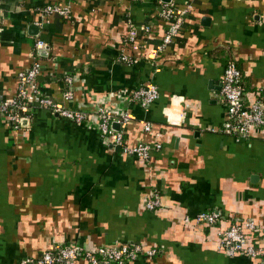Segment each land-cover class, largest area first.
Instances as JSON below:
<instances>
[{
	"label": "crops",
	"instance_id": "0c3cea01",
	"mask_svg": "<svg viewBox=\"0 0 264 264\" xmlns=\"http://www.w3.org/2000/svg\"><path fill=\"white\" fill-rule=\"evenodd\" d=\"M48 2H68L71 17L39 27L38 8ZM172 2L180 9L188 2L190 11L150 63L120 37L152 21L161 0H0V99L14 94L15 74L41 39L39 92L86 114L73 122L32 107L19 129L0 116V264L67 243L87 249L115 241L156 249L125 264H255L218 250L216 234L234 219L264 223V128L253 127L244 141L224 133L220 90L230 59L246 103L264 84V0ZM161 25L143 52L159 40ZM122 49L136 62L120 61ZM147 82L158 97L143 107L132 93ZM67 85L71 99L64 100ZM98 107L130 113L124 125L110 123L126 143L157 142L159 149L148 160L122 153L101 137ZM151 190L160 206L146 210ZM209 210L222 215L214 225L182 221Z\"/></svg>",
	"mask_w": 264,
	"mask_h": 264
},
{
	"label": "built area",
	"instance_id": "2783aa9c",
	"mask_svg": "<svg viewBox=\"0 0 264 264\" xmlns=\"http://www.w3.org/2000/svg\"><path fill=\"white\" fill-rule=\"evenodd\" d=\"M184 8H177L171 1L162 3L156 15L165 24L162 36L145 56L146 61L154 63L156 57L172 42L179 34L185 19L190 11V4L186 2ZM39 19L35 22L41 27L51 17L69 19L71 17L70 6L65 3H44L38 8ZM152 33L151 24L144 23L138 32L128 31L123 40L124 48L136 44L143 54L148 36ZM46 43L41 39H35L32 44L31 61L26 68L19 69L16 74V87L14 94L5 99H0V116L5 117L13 129L24 126L31 115L32 107L46 109L51 114L80 122L85 119L86 114L75 108H70L54 101L51 97L43 95L37 88V77L40 73L41 63L37 57V51L42 49ZM143 48V49H142ZM138 55H130L123 49L119 54V60L131 64L136 62ZM159 67L153 64V70ZM70 84V78L66 79ZM221 96L225 102L227 119L222 128L223 132L234 136L236 141L249 139L253 127L264 128V84L258 89V96L252 102L246 103L244 99V86L242 74L233 60H228L223 70L221 80ZM133 98L143 107L148 106L158 97L157 87L151 83L139 85L133 90ZM63 99H71L69 85L63 91ZM98 117V130L103 138H110L111 144L120 149L126 155L136 156L142 160H148L151 151L158 150L159 143L137 142L128 144L123 138L120 129L114 131L110 123L116 121L120 126L124 125L131 115L127 111L114 115L104 107L96 109ZM144 131H150L147 121L142 123ZM143 206L146 210H154L160 206L159 195L151 190L144 200ZM222 215L215 210L201 211L193 217L184 215L182 221L186 225L206 227L214 225L221 220ZM217 249L232 253H241L251 258L255 264H264V223L260 224L253 219H234L225 228L217 232ZM156 249L143 247L139 243H119L117 241L108 245H99L91 248H81L73 243L62 244L42 251L36 256H24L17 259L13 264H74L76 259L82 258L87 264H125L134 260L138 255L153 256Z\"/></svg>",
	"mask_w": 264,
	"mask_h": 264
},
{
	"label": "trees",
	"instance_id": "16d2710c",
	"mask_svg": "<svg viewBox=\"0 0 264 264\" xmlns=\"http://www.w3.org/2000/svg\"><path fill=\"white\" fill-rule=\"evenodd\" d=\"M158 21H159V23H158ZM150 24H151V26H152V33L148 36V38H147V43L146 44H148L149 45V43L151 42V40L153 39V38H155V37H153L152 35H153V32L155 31V27H158V28H160V29H162V21L159 19V17L157 16V15H155V16H153L152 17V21H150L149 22ZM157 24V25H156ZM125 35H126V33H124L123 35L121 34V39L120 40H122V43H123V40H124V37H125ZM161 36H162V34H160V36H159V40H160V38H161ZM159 40H157V42H155V44L156 43H158L159 42ZM135 46V48H137L136 47V44H134ZM150 51V48H148L147 50H146V52L145 53H143L141 56L145 59L146 57L145 56H147V54H148V52ZM128 53V52H127ZM128 54H130V55H136V54H134V53H128ZM158 57V56H157ZM157 57H156V59H157ZM230 60H233V59H230ZM234 62H235V60H233ZM235 64H236V62H235ZM237 65V64H236ZM238 67V66H237ZM239 68V67H238ZM243 83V82H242Z\"/></svg>",
	"mask_w": 264,
	"mask_h": 264
},
{
	"label": "water",
	"instance_id": "95a60500",
	"mask_svg": "<svg viewBox=\"0 0 264 264\" xmlns=\"http://www.w3.org/2000/svg\"><path fill=\"white\" fill-rule=\"evenodd\" d=\"M163 3H170L172 0H161ZM47 46L45 45L42 49L37 51V54H41L43 52H45ZM25 123V121H23V124ZM113 125V123H111V126Z\"/></svg>",
	"mask_w": 264,
	"mask_h": 264
}]
</instances>
